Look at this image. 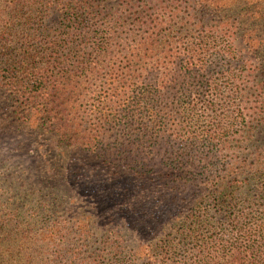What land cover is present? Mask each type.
<instances>
[{
    "label": "trees",
    "instance_id": "16d2710c",
    "mask_svg": "<svg viewBox=\"0 0 264 264\" xmlns=\"http://www.w3.org/2000/svg\"><path fill=\"white\" fill-rule=\"evenodd\" d=\"M5 2L0 63L15 72L3 84L13 118L82 154L71 173L119 168L131 203L109 230L90 225L91 212L39 239L28 224L7 244L17 209L0 208V264H264V0ZM89 93L97 120L81 128L69 100ZM112 113L120 128L108 139ZM127 213L148 233L123 258Z\"/></svg>",
    "mask_w": 264,
    "mask_h": 264
},
{
    "label": "rangeland",
    "instance_id": "374dc122",
    "mask_svg": "<svg viewBox=\"0 0 264 264\" xmlns=\"http://www.w3.org/2000/svg\"><path fill=\"white\" fill-rule=\"evenodd\" d=\"M5 1L0 0V10L6 6L12 9L9 2ZM32 7H35L32 3L24 7V16L30 14ZM50 19L51 25L57 26L59 19L55 14H52ZM28 26L34 28L36 24L32 21L31 25L26 24L25 28ZM22 28H24L22 21L12 27L14 32H19ZM20 44L13 42L11 45L12 59L15 61L13 63L19 66L24 55ZM5 58L6 56L0 53V60ZM14 73L7 70L6 60L0 63V208L5 212L17 209L16 217L6 228L9 231L3 242L7 244L12 238H21L28 224L32 229V238L36 239L42 237L43 227L52 224L66 223L73 226L74 223L80 222L78 219L84 224L83 221L91 212H95L96 216L90 225H98L109 230L113 218L118 214V208L126 210L129 208L127 205L131 203V192L123 190L127 181L120 179L117 174L119 168L116 167L107 172L102 166L100 169L88 164L85 172L84 169L78 168L71 173L67 167L82 154L77 155L69 148L57 144L51 134L39 130L30 122L16 121L10 107L13 104L12 97L3 87L6 79L15 76ZM97 87L98 83L94 85L95 89ZM97 101L98 95L93 93H89L88 96L77 94L70 98L71 116L77 118L78 123H82L81 128H84L86 123L93 126V122H96L97 115L93 105ZM118 116L117 113H112L113 120L108 131V139L120 128L117 118L121 116ZM89 172L92 174H88ZM118 191L123 193L114 199V194ZM122 218L126 226L124 244L127 248L120 256L129 258L136 240H141L140 237L147 238L145 233H148V230L145 218H141L140 215L132 217L127 213ZM129 227H134L136 232L127 230ZM11 228L14 230L11 231ZM39 233L40 236L35 237ZM73 236L74 233L69 234V238H74ZM100 236H96L95 239L103 238ZM97 246L95 243L94 248Z\"/></svg>",
    "mask_w": 264,
    "mask_h": 264
}]
</instances>
